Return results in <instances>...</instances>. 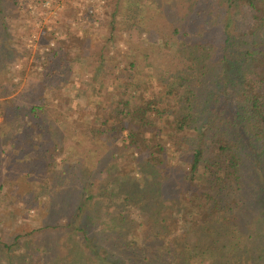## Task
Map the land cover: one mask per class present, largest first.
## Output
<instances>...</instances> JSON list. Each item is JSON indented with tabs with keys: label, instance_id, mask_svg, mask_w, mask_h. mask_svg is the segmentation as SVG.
Returning a JSON list of instances; mask_svg holds the SVG:
<instances>
[{
	"label": "trees",
	"instance_id": "trees-1",
	"mask_svg": "<svg viewBox=\"0 0 264 264\" xmlns=\"http://www.w3.org/2000/svg\"><path fill=\"white\" fill-rule=\"evenodd\" d=\"M183 1L184 14L166 18L182 64L159 78L176 99L173 113L166 111L169 126H158L162 98H145L148 84L124 80L119 99L89 108L86 135L112 145L119 167L113 158L89 160V169L76 160L73 171L61 172L68 120L42 117L49 82L86 37L67 36L37 57L19 94L20 84L0 74V108H16L25 130L49 127L47 160L32 156L22 180L68 209L63 222L47 220L10 242L6 233L0 264H264V0ZM0 23L4 51L11 35L4 17ZM132 26L136 38L139 27ZM134 87L139 95L124 98ZM93 95L99 99V90ZM57 98L62 107L69 102ZM2 139L0 132V148H11ZM53 186L55 193L47 190ZM21 197L27 208L37 201Z\"/></svg>",
	"mask_w": 264,
	"mask_h": 264
},
{
	"label": "rangeland",
	"instance_id": "rangeland-1",
	"mask_svg": "<svg viewBox=\"0 0 264 264\" xmlns=\"http://www.w3.org/2000/svg\"><path fill=\"white\" fill-rule=\"evenodd\" d=\"M16 1L14 4V0H0V18L4 17L7 21L9 28L7 32L11 35V41L7 42L6 49L0 50V68H3L0 74L10 79L12 83L20 84L18 94L23 91L27 77L35 71L33 64L37 57L46 56L51 48L57 46L59 41H64L67 36L80 35L87 39L84 47L76 51L70 63L65 64L64 69L60 73L58 71L49 82V90L44 96L46 104L42 117L47 118L49 123L58 122L61 115L68 120L65 126L67 130L65 162L59 169L61 172L73 171L72 166L76 160H84L82 165L89 169L91 167L89 160L103 161L105 158H113L117 159L119 167L120 155L118 157L113 155L115 152L113 146L99 143L87 136L84 126L91 124L93 120L89 110L92 104L100 101L112 102L120 98L119 92H122L124 80L132 84L134 82L148 84L145 98H152L154 95L162 98L159 106L164 111L160 112L165 114L161 121L157 120L160 121L158 126H169L165 120L166 111L169 110V114L173 113L171 106H176V99L168 95L169 87H164L163 79L159 78L168 70L175 71L176 68H180L182 60L175 52L173 44L176 38L172 35L166 18L182 16L184 13L180 2L186 6L187 1ZM90 12L98 15L101 21L88 19V13L92 15ZM132 25L139 27L140 35L136 38L131 36ZM151 31L159 35L160 42L153 41ZM1 33L0 23V44ZM1 59H5V66L2 65ZM39 71H43L41 65ZM94 90H99V99L93 95ZM134 94L139 95L135 87L124 98ZM14 96L15 94H12L10 98ZM57 96L69 98V102H65L62 107L63 102H59ZM177 107L180 109L184 106L180 103ZM15 115L16 108L9 107L8 104L0 108V125L8 120L7 126H0L2 140L11 145V148L4 151L0 148V238H4L7 233L8 242L18 234L40 227L47 220H55L56 223L65 221L68 210L57 207V203H52L48 197L43 196L44 191L39 185L28 186L24 179L22 180L20 172L27 168L32 156H35V162L44 158L47 160L52 146L46 144L49 127L45 129L40 127L42 134L39 132L40 128L33 131L25 130L26 126L16 124L18 118H15ZM22 131L25 132V136L20 135ZM32 134L35 137L30 139L35 145L29 147L27 138ZM129 157L130 153H127L123 155V160L126 161ZM61 162L60 160L59 164ZM110 168L111 175L118 173L116 168ZM113 179L115 178L107 181L112 182ZM55 189L53 186L47 190L55 193ZM25 193H28L32 201L37 200L33 202L35 207L27 208L21 197ZM64 200V197H60L56 202L64 203Z\"/></svg>",
	"mask_w": 264,
	"mask_h": 264
}]
</instances>
